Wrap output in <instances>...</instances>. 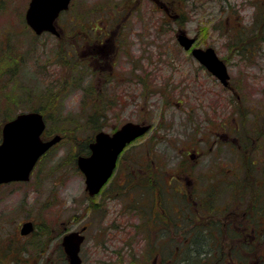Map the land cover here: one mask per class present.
<instances>
[{
	"label": "rangeland",
	"instance_id": "rangeland-1",
	"mask_svg": "<svg viewBox=\"0 0 264 264\" xmlns=\"http://www.w3.org/2000/svg\"><path fill=\"white\" fill-rule=\"evenodd\" d=\"M164 1L172 3L173 13L185 18L172 22L155 0H74L71 8L59 18L62 36L56 37L49 33L38 36L27 25L25 15L30 0H0V143L2 125L21 112L33 110L47 117L45 139L57 134L62 136L38 162L29 181L0 186V264H68L62 237L67 231L85 225L86 238L80 253L82 264H212L213 259L218 260V264H241L250 260L245 257L246 252L256 254L251 256L254 259L264 258L262 244H254L249 250L243 246L234 254V246L219 241H196L193 245L178 242V239L160 241L154 225L148 228L142 223L140 202L145 198L141 197L143 192L139 187L127 184L125 189L120 188V193L115 192L122 173L131 169L126 158L143 154L149 164L152 160L148 157L157 159L166 175L174 170H165L178 168L179 158H185L187 153L190 161L193 148L203 154L202 165L197 167L199 173H205L206 169L213 173L220 164L221 178L232 174H237L235 178H238L239 174L243 179L251 169L257 178L264 179V71L250 66L253 61L264 66V0ZM229 14L232 23L241 21L239 34L225 30L224 22ZM117 24L122 27L118 32L120 40L117 38L120 43L114 50L108 39ZM178 27L191 36H198V45L214 47L225 59L232 82L240 78L244 83L245 104L254 110L247 116V125L253 128L254 136L243 147L229 141L213 149L191 148L192 144L184 148L191 140L199 141V130L195 131L197 135H189L194 132L188 125L189 114L194 113V123L201 128L206 125L202 122L203 112L208 109L206 116L217 120L215 115L220 114V119L227 120L228 128L234 124L238 108L231 92L224 91L220 83L199 68L195 59L183 53L176 38ZM261 27L262 35L257 30ZM83 29L92 37L91 42L83 41L84 37L80 36ZM247 41L239 50L237 45ZM248 50L255 52L252 59ZM101 52L107 57L115 54V71L121 73L120 76L126 74L134 62L141 63L146 70L173 62L180 75L178 86L182 91L175 90L176 96L171 102L163 103L159 93L145 101L152 123L165 125L159 128L162 136L157 139L153 128L130 144L117 172L103 188V195L92 198L86 190L78 156L89 153V143L98 130L112 132V128L120 127L127 120L142 119L136 106L123 105L120 100L126 88L122 77L114 80H122L117 83L115 94L112 84L109 90V70L104 68L100 72L96 63L95 57ZM90 53L96 55L90 59L91 72L82 75L76 70L77 61ZM195 72L199 74L196 79L193 78ZM155 73L158 81L167 75L163 72L158 78L159 74ZM219 96L221 101L216 99ZM138 100L134 101L137 106L142 102ZM101 111L107 116L102 117ZM261 131L263 134L258 135ZM254 160L257 164H250ZM183 163L187 168L188 162ZM149 166L145 174L151 180L145 183L146 189L153 186L154 167ZM166 177L170 179L169 175ZM258 184L263 185V191L257 194L258 204L263 205L258 211H264V182L258 181ZM94 200L100 203L94 205ZM27 220H32L35 228L23 236L20 229ZM180 230L177 235L183 232ZM262 231L264 233V229ZM145 233L150 235L145 237Z\"/></svg>",
	"mask_w": 264,
	"mask_h": 264
},
{
	"label": "flooded vegetation",
	"instance_id": "flooded-vegetation-1",
	"mask_svg": "<svg viewBox=\"0 0 264 264\" xmlns=\"http://www.w3.org/2000/svg\"><path fill=\"white\" fill-rule=\"evenodd\" d=\"M155 2L160 7V10L165 11V13L167 14L166 17L172 18V22H178V18H180V15L172 12L173 8L170 6V4H172L171 2H166L164 0H155ZM224 23L225 30L227 31L233 30L235 34H239L240 31H242L241 21H234V23H232L230 21V14L228 15ZM119 27L122 26H118L117 24L116 29H112L111 35L113 37V34L115 33V38L112 39V37L110 36L111 38L108 39L110 44H112V49H114L113 47L116 44L120 43V36L118 35V32L120 30ZM182 30L186 32V30H184L182 27H178V30L176 32L178 43L179 40L177 35ZM257 30L262 35L263 27ZM87 33V30H81L80 33V36L84 37L83 41L85 43L92 41V37ZM61 36L62 34L56 37ZM192 37L195 38V45L200 46L197 44L198 36ZM117 38L119 40H117ZM180 47L184 49L183 53L186 54L188 58L192 60L195 59L194 61L198 63V66L201 70H203L208 76H212L216 82L220 83L224 91L228 90L231 92V96L235 97L237 105L236 107L238 108V110L236 111V118H234V124L229 126L234 130H226L229 128H226L227 120L225 118L220 119V114L215 115L217 117V120L210 119L209 116H206L208 109L204 110L203 112L205 117L202 122H204V124L206 125L201 128L196 126V124L194 123V121L196 120L194 113L189 114L188 117L190 118V121L188 122V125L190 124V130L194 131L190 132L189 135H191L192 133L196 134L195 131L199 130L200 132L198 133V135L196 134L199 137V141L194 142L193 140H191L192 142L187 143L184 148L188 149V147L192 144L193 146L191 148L195 146H203L204 148L213 149L215 147L218 148L222 143L229 141L236 143L237 145H239V147H243L244 145L248 144L249 141L252 140L254 133L253 128L250 125H247V116L249 115V113H253L254 110L252 109V107L245 104L246 94L243 93L242 90V85H244V83L240 82V78L232 82L231 77L230 85L225 86L221 82V80L207 68V66L202 64L194 56L191 49H186L182 45H180ZM200 47L206 48L210 46L205 45ZM247 52L250 53L249 58L252 59L255 52L253 50H248ZM95 56L96 55H94L93 53H90L88 54L87 58L81 57L82 60L77 61L76 70L82 75L89 74L91 72L89 66L92 65L90 59H93ZM114 57L115 54L107 57V55H104L103 52H101L99 56L95 57L96 63L100 66V72H102L104 68H108L109 73L107 74V81L109 90L111 88V84L114 87L113 94H115L116 89L118 88L117 83L119 84L122 81L114 80L122 77L123 84L126 86V88L123 90V95L120 100L123 102V105L127 106L128 104H130L136 106V110H138V112L142 114V119L138 121L127 120L126 122H134L137 124L147 125L149 126V128L146 132L136 137L135 139H133V141L126 145V147L118 156L114 173L110 177L109 181L117 172L120 161L122 160V158H124V152L130 144L147 135L153 130V128L156 131H154L153 134H156L157 139L162 136V134L159 135L158 133L159 131H161L159 130V128H163L165 127V125L163 126L162 122H159L157 126L152 123L147 114V111H150V109H145V101L150 100L154 94L159 93L162 95L160 96V98H162L163 103L171 102L173 101L174 96H176L175 90H179L180 92L182 91V89L180 90V86H178V83L181 82L180 75L177 71V66L172 64L173 62L167 63L165 65H157L152 70H146L145 66L140 65L141 63L134 62L129 68H127L126 74L120 76L121 73L115 71V61H113ZM102 63H104V65H102ZM253 63H255V65ZM253 63L250 64L252 68H257L264 71V66L259 65L255 61H253ZM83 66L86 67L83 68ZM81 68L82 71L80 72ZM192 68L193 67H191L190 70ZM155 71H157V74H159L158 78H160L161 73L163 72H167V75L162 78V81H158L156 80ZM180 73L182 74V70L180 71ZM198 76L199 74L195 72L193 78L196 79ZM188 78H191V76L189 75ZM157 81L162 82L160 86L157 85ZM113 82H115L116 84ZM136 98L137 101H139L138 99H141L142 101L138 106L134 104ZM216 99L221 101V96L216 97ZM113 101L115 100L113 99L111 103ZM176 103L180 106L181 102L178 101ZM241 114L243 115L242 117ZM101 116L105 117L107 115H105V113L101 111ZM161 116L164 117V113H162ZM118 128H112V132L116 131ZM203 129L205 131L204 133H202ZM99 131L101 130H98L96 133H98ZM262 134L263 132L261 131L258 135ZM95 137L92 142L95 141ZM184 143H182V145ZM145 145L146 141L141 143V146L144 147ZM188 154L189 153H187L185 158H179L177 162V166L179 165L178 168L165 170H174L172 173L166 175H164L161 163L157 159L148 157L150 160H152V163L149 164L148 159L141 156L143 154H140V156H138L137 158H126L125 160L129 161L131 164V169L126 170L124 173H122V178L120 177L121 182L117 184L115 192L120 193L121 190L125 189V186L127 184H129L130 186L136 185L139 187V189L143 192V195L141 197L145 198V200L142 199L140 202V216L142 219V223L145 224L148 228H152V225H154V229L156 228L155 230L159 231L158 238H160V241L161 239H176V241L178 239V242L182 241L185 244L191 245H193V242L196 241L200 243L222 242L223 245L229 244L230 247L234 246V254H238L243 246H245L246 250H249V248L255 246L254 244L264 245V233L262 231L264 229V215H261L262 213H264V211H258L261 207H263V205L258 204L259 197H257L258 192L263 191V185H257V183L258 181L264 182V179L261 180L257 178V174L252 173L251 169H249V173L244 174L243 179L239 174L238 178H235L237 174L228 176L225 175L224 178H221L222 173H219V171L222 172V165L220 164L215 167L213 173L207 172V169L205 173H199L197 171V167L199 165H202V152H199L196 150V148H193V150H191L190 152V161H188L187 159ZM184 161L188 162L187 168L183 163ZM250 164H257V162L254 160L250 162ZM149 165H152V167H154V175L152 178L153 186L146 189L145 183L147 182V180H151V178H147V175L145 174ZM159 168H161V172H159ZM135 171H137L136 174H134ZM167 175L170 176V179L166 177ZM220 178L221 180L219 181L218 179ZM216 180L219 183L215 184L214 182ZM109 181L107 182V184L109 183ZM215 186H219L221 188H214ZM103 188L100 192H104L105 189L103 190ZM103 192L101 194L98 193L99 195L95 194L91 197H100L103 195ZM94 203V205H98L100 202L94 200ZM179 230L183 232L177 235V232H179ZM216 230L217 233L215 232ZM168 231H174V233H169ZM144 235L145 237H148L150 234L145 233ZM176 241H169V243H173ZM236 246L238 247L236 248ZM230 253L232 254V251H230ZM212 255L214 256L215 253H212ZM244 255L245 257H250V260L243 261L241 262V264H264L263 257H257L254 259L251 256L255 257L256 254H249L248 252H246ZM213 260L214 262L212 264H218V260Z\"/></svg>",
	"mask_w": 264,
	"mask_h": 264
},
{
	"label": "water",
	"instance_id": "water-1",
	"mask_svg": "<svg viewBox=\"0 0 264 264\" xmlns=\"http://www.w3.org/2000/svg\"><path fill=\"white\" fill-rule=\"evenodd\" d=\"M70 3L71 0H31L26 12L27 23L38 34L50 31L59 35L56 20L61 11L69 8ZM177 36L186 49L193 47L194 37L185 31L179 32ZM192 52L224 85H229L228 66L214 47H194ZM45 127L43 114L38 111L20 113L4 124L3 142L0 145V185L13 180H28L40 156L61 140V135L44 140L41 134ZM148 128L147 125L127 122L112 134L101 131L96 135V140L90 144L91 154L80 155L77 159L78 166L85 175L89 195L97 194L107 182L126 144ZM33 229L34 223L29 220L23 223L21 233L27 235ZM81 231H71L62 239L69 264L82 263L80 250L85 235Z\"/></svg>",
	"mask_w": 264,
	"mask_h": 264
},
{
	"label": "trees",
	"instance_id": "trees-1",
	"mask_svg": "<svg viewBox=\"0 0 264 264\" xmlns=\"http://www.w3.org/2000/svg\"><path fill=\"white\" fill-rule=\"evenodd\" d=\"M177 14H179V13H177ZM179 15H180V18H178V22H179V20H183V19L185 18L182 14H179ZM84 30H85V29H84ZM263 39H264V38H263ZM249 41H250V40H249ZM249 41L241 43L242 45H237L238 48H239V49H242V48H243V44L246 45Z\"/></svg>",
	"mask_w": 264,
	"mask_h": 264
}]
</instances>
